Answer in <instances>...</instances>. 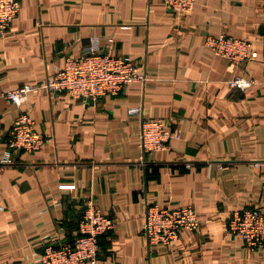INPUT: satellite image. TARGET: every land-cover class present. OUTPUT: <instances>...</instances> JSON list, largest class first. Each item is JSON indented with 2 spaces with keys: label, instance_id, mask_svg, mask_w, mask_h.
<instances>
[{
  "label": "crops",
  "instance_id": "1",
  "mask_svg": "<svg viewBox=\"0 0 264 264\" xmlns=\"http://www.w3.org/2000/svg\"><path fill=\"white\" fill-rule=\"evenodd\" d=\"M20 2L0 38V158L21 110L46 141L0 171V264H39L47 243L72 242L88 199L118 221L97 264H264V248L228 229L231 210L264 208V166L254 165L264 160V0H197L184 16L164 0ZM221 31L251 40L258 57L237 65L215 55L206 38ZM93 42L132 56L152 78L98 101L41 86ZM238 75L254 83L231 87ZM24 84L35 88L22 106L1 96ZM143 118L179 130L144 164ZM148 204H192L202 225L150 245Z\"/></svg>",
  "mask_w": 264,
  "mask_h": 264
},
{
  "label": "built area",
  "instance_id": "2",
  "mask_svg": "<svg viewBox=\"0 0 264 264\" xmlns=\"http://www.w3.org/2000/svg\"><path fill=\"white\" fill-rule=\"evenodd\" d=\"M196 1L164 0L167 7L181 16L190 14ZM20 8V0H0V38L7 35ZM206 45L215 55L225 57L237 65L259 55L251 40L232 36L226 31H221L218 35H208ZM152 74L145 65L135 62L132 56L102 51L93 42L80 57L67 56L64 66L41 86L50 92H67L75 99L98 101L105 96L119 94L134 82L146 84ZM228 83L233 88L244 90L254 80L238 75ZM34 88L32 84H24L7 90L1 96L20 107ZM138 109L131 108L130 111L135 113ZM178 135V128L170 120L143 118L139 132L142 152L139 163H145L148 153L168 148ZM45 141L46 136L36 130L31 113L21 110L12 124L7 148L0 158V171L12 163L15 153L34 152ZM254 165L264 166V160H257ZM3 208L4 206H0V209ZM117 224L115 217L105 214L95 200L88 199L83 206L76 238L68 243H47L39 258V264H97L101 237L114 230ZM201 225L200 214L192 204H148L143 216V232L150 245H171L179 238L181 230H198ZM228 229L231 234L240 236L248 247L264 248V208L253 206L231 210L228 215Z\"/></svg>",
  "mask_w": 264,
  "mask_h": 264
}]
</instances>
